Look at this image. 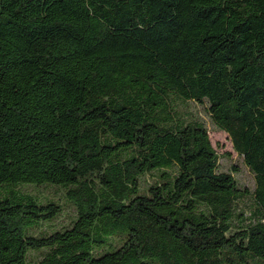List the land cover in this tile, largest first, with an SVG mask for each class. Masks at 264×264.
Returning a JSON list of instances; mask_svg holds the SVG:
<instances>
[{"label": "trees", "instance_id": "trees-1", "mask_svg": "<svg viewBox=\"0 0 264 264\" xmlns=\"http://www.w3.org/2000/svg\"><path fill=\"white\" fill-rule=\"evenodd\" d=\"M0 264H264V0H0Z\"/></svg>", "mask_w": 264, "mask_h": 264}, {"label": "rangeland", "instance_id": "rangeland-1", "mask_svg": "<svg viewBox=\"0 0 264 264\" xmlns=\"http://www.w3.org/2000/svg\"><path fill=\"white\" fill-rule=\"evenodd\" d=\"M182 113L186 118L191 121H199L204 124L208 131V136L213 149L219 156L220 168L223 172L234 174L235 179L241 187L247 188L249 192L254 189V176L244 166L242 159L233 151L232 144L226 133L219 131L211 121L207 110L204 106L196 103H188L181 109ZM236 169L237 171H233ZM30 190V189H29ZM39 193L44 196L60 198L62 195L61 189H54L52 187L39 188ZM244 206L249 205L248 200H244ZM70 213V210L66 211Z\"/></svg>", "mask_w": 264, "mask_h": 264}]
</instances>
